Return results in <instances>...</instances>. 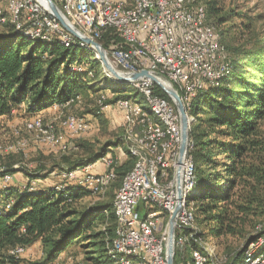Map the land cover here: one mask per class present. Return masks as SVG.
Here are the masks:
<instances>
[{"label":"trees","instance_id":"trees-1","mask_svg":"<svg viewBox=\"0 0 264 264\" xmlns=\"http://www.w3.org/2000/svg\"><path fill=\"white\" fill-rule=\"evenodd\" d=\"M199 1L206 22L216 28L230 67L224 77L204 87L187 107L192 122L186 161L192 165L195 179L190 202L195 224L201 229V232L197 229L203 240L200 242H205L209 234L215 245L226 253L222 264H242L247 244L264 239V229L252 233L264 216V43L257 32L251 34L249 23L244 24L239 35L235 32L230 35L233 21L244 15L224 9L219 0ZM53 2L61 8L60 0ZM6 25L8 30L0 33V117H10L12 111L21 106L27 114L35 115L52 105L63 107L77 98L97 93L92 78L103 76L102 66L96 57H90L93 52L84 44L74 42L65 46L55 34L50 36L52 40H30L10 23ZM94 41L108 55L112 49L125 48L120 35L108 25L104 31L97 32ZM105 89H110L113 95L109 99L99 97H103L101 108L122 100L136 104L145 101L132 85L112 81L106 82ZM154 92L171 103L159 87L155 86ZM101 108L95 106L92 111L104 125ZM120 143V135L117 141L106 142L98 150L82 142L79 147L85 149L87 155L62 156L66 164L63 169L79 172L104 159L110 147ZM122 147L127 154V146ZM136 165L137 159L130 154L122 164L112 160L107 171L115 174L110 184H116L113 197L123 177ZM16 171L13 167L0 170V178L12 176ZM25 175L28 182L37 178V175ZM63 182L59 190L55 186L35 192L9 186L1 188L0 264L20 263L18 255L11 252L19 248L25 250L37 241L42 248L40 264H53L60 253L74 244L92 248L86 253L92 255L88 259L96 264H115L109 253L116 223L112 200L77 208L79 199L95 194L81 184ZM9 200L12 207L6 210L4 203ZM174 264H179L177 252Z\"/></svg>","mask_w":264,"mask_h":264},{"label":"built area","instance_id":"built-area-1","mask_svg":"<svg viewBox=\"0 0 264 264\" xmlns=\"http://www.w3.org/2000/svg\"><path fill=\"white\" fill-rule=\"evenodd\" d=\"M60 2L61 8L59 9L67 20L68 15L64 14V7H71L72 12L81 13L84 23L88 19H96L97 32L104 31L106 24H114V30L120 35L125 45L124 49L110 50V56H108V61L118 72L131 74L147 71L169 87H171L170 75L179 74L187 85V100L190 99L191 89L194 86H201V78H208V83L212 86V74H214L212 63L218 61L215 38L208 35V28H212L208 22L207 28H203L204 36L195 35L196 6H192V16H185L186 4L184 0H149L147 9H140V0H60ZM15 8H20V0H15ZM18 30L38 33V40H41V30H48V32L49 30H58L59 38L67 39L68 42H80L61 27L40 0H34L30 12H23V25ZM49 40H52L51 37ZM135 45L143 46V53H148V60H141V53L135 52ZM202 49H210L208 70H201ZM154 65L166 66L169 78H161V75H156ZM136 82L145 92L149 93V99L153 100L158 109L173 119L177 128V138H174L171 145L168 146V152L169 159L178 158L181 134L173 102L170 103L157 96L154 92V87L157 85L149 79L142 78ZM116 108L120 112L122 120L128 124L125 105H119ZM24 122L39 123V118H31ZM69 123L70 131H61V133L69 134V140L78 138L79 131H88L90 128L87 122H80V120H72ZM150 129H154V126L150 125L142 114H137L134 128L135 137L143 138L152 147L153 138H150ZM128 138L123 137L126 142ZM52 147L50 146V148ZM106 161L103 162L104 165ZM185 162L183 161L181 166V187H186L187 181L184 176ZM168 163L169 160L161 164H146L141 159L140 175L133 180V185L124 187L120 193L123 220L119 223L117 232L119 234V249L141 253L151 264H159V240H152L139 234L138 215L148 206V197H157L169 202L174 211L177 204L176 185L164 187L163 183H151V172L161 170V175H163V167ZM91 172L82 173L78 177L61 179L62 181L56 185L61 186L63 181H72L74 185L88 182ZM100 174L104 175V172ZM12 181L13 176L12 179H2L0 184ZM26 183L23 184L25 190L37 187V183ZM179 226H184V224L181 223L180 216H177L174 230V255L177 252L179 260H182L183 245L193 241V235L190 231L188 234H179ZM122 231H129V239H122ZM20 255L18 254V258Z\"/></svg>","mask_w":264,"mask_h":264},{"label":"bare ground","instance_id":"bare-ground-1","mask_svg":"<svg viewBox=\"0 0 264 264\" xmlns=\"http://www.w3.org/2000/svg\"><path fill=\"white\" fill-rule=\"evenodd\" d=\"M185 1V16H192V6H196V18H197V27H195V35L204 36V29L207 28L206 22V14L202 7L199 6V0H184ZM43 2V0H41ZM0 3L5 4L7 15L1 18V21L6 23L10 22L13 25L14 30L22 33L25 37L30 40H37L38 33L28 32V30H18L21 25H23V12H30L34 0H20V8H15V0H0ZM149 6V0H140V9H147ZM64 14L68 15L69 22L76 28L81 31L84 35L94 41V38L97 37L96 32V19H88L86 23L82 22L81 13L72 12L71 7H64ZM114 29V24H106ZM211 25V24H209ZM212 28H208V35L214 36L215 45L217 51V59L218 61H213L212 63V84L217 80L224 77V75L229 70L230 64L227 58L226 53L222 49L220 42L218 41V36L216 33V28L211 25ZM52 34H55L60 43L65 46H70L74 42H68L67 39L59 38L58 30H41L40 39H48ZM92 34V35H91ZM96 42V41H95ZM83 44L82 42H80ZM85 45V44H84ZM86 46V45H85ZM135 52L141 53V60H148V53H143L142 45H135ZM106 57L108 59V54L106 52ZM209 57H210V49H202V62H201V70L209 69ZM79 70V69H77ZM104 72V71H103ZM154 72L156 75H161L163 78H169V71H166V66L163 65H154ZM105 74V72H104ZM170 83L173 84L176 88L175 92L179 95L183 106L185 107L187 113V107L190 104V101L201 92L204 87L210 85L208 83V78H201V86H194V88L190 91V99L187 100V85L186 82L182 81V78L179 74L170 75ZM137 92L143 96L145 102L149 104V109L144 110L140 104L131 103V101H118L115 106L125 105L127 117L130 120L128 130L125 128V132L121 136L122 142L127 146L128 153L130 156L137 159L136 167L127 173L121 183L120 186L115 193L112 205L115 212L116 223H115V231L114 237L112 238L110 246V258L115 260V264H151L149 260L143 257L141 253L135 252H127L121 251L119 249V234L118 226L119 223L123 220V205H120V193L124 187H128V185H133V180L138 177L141 173V159L146 164H161L162 162H168V165H164L163 167V175H161V170H153L151 172V183H163L164 187H172V185H176V170L178 167L177 159L178 158H170L168 146L171 145L174 138H177V128L175 127V123L173 119L167 117L163 111L158 109L153 103V100L149 99V93L145 92L139 83L136 81L131 84ZM173 88V87H171ZM103 97L100 99L98 103H101ZM77 103H80V99L77 98ZM72 105V102L66 103L62 108H66ZM101 108V107H100ZM105 107L101 108L103 110ZM176 110V108H175ZM177 111V110H176ZM137 114H142L144 119L148 120L150 125L154 126V129H150V138H153V146L151 147L148 143L139 137H135V121H137ZM189 116V115H188ZM177 117L179 119L178 113ZM190 117V116H189ZM79 120L74 115H67L63 122L62 126L66 131H70V123L69 121ZM32 127L37 129L43 136H47L51 139L55 138V131L53 128L43 126L40 122L35 123ZM80 132V131H79ZM123 137H129L126 142ZM24 145V143H23ZM22 145V146H23ZM21 147V146H20ZM18 148V147H17ZM15 148L6 149L7 151H11ZM188 149V146H187ZM14 151V150H13ZM18 151V150H17ZM187 153V151H186ZM184 161H186V154L184 156ZM107 166L110 168L112 165V161L108 159L106 161ZM62 179L76 177L75 171H63L60 173ZM184 176L186 181V187H181L182 199L180 202V210L177 216H180V221L184 226H179V234H188V231L193 235V241H189V245L191 243H196L201 247L202 251H198L193 247L192 249V258L194 264H209V259L213 258V248L207 246L206 242H200L199 233L196 229H194V210L193 205L190 202V198L194 195V175L193 168L190 163L185 162L184 166ZM91 183L92 191H97L94 193H100L106 190L110 184L115 180V174L110 170L104 175H95L90 176L88 178ZM32 183H35L32 181ZM7 187L4 186L3 189ZM177 195V192H176ZM8 202V201H7ZM7 209L10 210L12 207V201L7 203ZM173 208L169 202L163 201L157 197H148V206L144 211L140 212L138 215V232L140 235H144L149 237L152 240H159V264H166V241H167V229L165 225L164 218L168 215L172 214ZM171 216V215H170ZM170 218V217H169ZM169 221V220H168ZM198 236V238H197ZM122 239H129V231H122ZM199 240V242L197 241ZM250 246L246 247V250L243 254V263L242 264H264V239L258 238L255 243H250ZM215 248V247H214ZM184 250V249H183ZM17 253H13V252ZM12 251V255H18L22 252V249H17ZM183 255V253H182ZM220 263V262H218Z\"/></svg>","mask_w":264,"mask_h":264},{"label":"rangeland","instance_id":"rangeland-1","mask_svg":"<svg viewBox=\"0 0 264 264\" xmlns=\"http://www.w3.org/2000/svg\"><path fill=\"white\" fill-rule=\"evenodd\" d=\"M219 2L221 6L224 7V9L235 10L236 12H239L240 14L244 15L241 19H235L233 21L232 26L234 25V27L232 28V30H230L231 31L230 35L234 32L235 34L239 35V32L244 30V24L249 23L252 26L251 34L252 32H257L258 35L260 36V40H262V42L264 43V0H219ZM6 15H7V11L5 4L0 3V33L6 32L8 30V26L6 25V23H10V22L4 23L1 21V18ZM242 39L244 40L245 38ZM90 55L91 58L96 57L95 52L91 53ZM108 56H110V54ZM92 80H94L95 82L94 85L97 89L96 91L97 93H95V95L92 94L91 96L90 94L88 98L82 96V98H80V103H77L76 102L77 99H76L75 102H72V105H70L69 107L66 108L61 107V109L57 108L56 113L53 114L52 116L39 118V122L43 126H46V128L50 127L54 129L55 131L54 139H51L47 136H43L37 129L32 127L35 124L34 122H24L28 120V118L21 112L18 113L14 112L10 117H0V170L1 171L7 169L10 170L13 167L14 170L20 171V173H22L24 176H26L25 174L37 175V178L34 179L35 181L33 180L35 183H37V187L35 189H31L32 190L31 192L37 191L38 189H40V185L43 184H48L52 188L55 186L56 189L59 190L63 187V185L61 186L56 185L60 183L58 182L59 179L57 175L59 171H55L54 175H49L48 173L52 168H54L55 166L54 164H57L58 162H60V160H62L61 158L62 156L83 157L87 154L85 149H83L81 146L79 147L80 143L89 141L90 143L88 142L87 143L92 148H94V150H98L99 146L109 141H113V142L117 141L119 135L122 136L124 133H126L125 128L128 130L129 125L125 124V120H123L122 122V119H120L121 118V115L119 114L120 112L117 110L114 103L108 104V106L103 110L99 109L100 110L99 112L101 113V119L103 120L104 125H101L100 121L97 122L94 121L96 117L92 110L95 106H98L100 108V103L98 102L101 98L99 97L103 95L105 98L107 96L108 99L112 98L113 94L111 93V90L110 89L104 90V88L106 82H109L110 84V82H112L113 80L110 79L106 73L104 74V72L102 77H98L97 79L92 78ZM140 105L144 110L149 109V104L145 101L142 102V104ZM67 115L68 116L74 115L77 118H79L80 122H87L90 126L89 130L80 131L78 132V138H70L69 140V134L61 133V131H66L65 128L62 126V122ZM80 117L83 119H81ZM128 123H130L129 119H128ZM63 135L67 137L66 141H62L61 136ZM45 140H46V145H45ZM20 141H22V143H20ZM50 146L53 147L50 148ZM9 148H15V149H12L11 151H7L6 149ZM68 150L70 151L67 152ZM112 156L113 159L111 158ZM124 156H125L124 149L118 147L113 151L112 154H109L106 157H110L114 163H119L121 159L124 160ZM104 159L106 160L108 158H104ZM90 176L92 175H89L88 178ZM18 178H20L19 175ZM2 179H11V177L7 175ZM39 179L40 181H38ZM44 179L47 180L44 181ZM0 182H1V178H0ZM69 183L74 184L72 181H70ZM87 183L88 182H80L76 184L85 185ZM62 184H64V182ZM3 185L6 187L9 186L10 188L13 189H19L24 186L21 185L18 187H13L12 182H10L9 185L8 183L0 184V191ZM115 188H116V184L114 183L110 185L103 192L94 193L97 192L94 191L93 193L95 195L89 193L76 202V207L87 208L91 206H96L97 204L111 202V200L113 199V193ZM9 202H11V200L4 203L5 209L8 208L7 203ZM170 215L164 218L166 229ZM257 225L259 226L258 229L256 231L253 230L252 233L260 232L262 229H264V216L263 219L260 221V223H257ZM194 229L196 230L198 229L201 232L200 227L197 224H195V222H194ZM199 239L202 240L200 235H199ZM204 240L207 246L210 245L209 247L213 248L214 250L212 255L214 259L212 258L209 259V264H222L226 260V253L215 245L209 234H206ZM197 241L199 242V240ZM232 242H234V244L236 243V241H232ZM188 246H189V242L183 245L182 257L184 258L186 254L187 257L184 258V260L183 259L179 260L178 258L179 264H181V262L185 264V262L187 261L191 263V260L193 262V258H192L193 246L190 245L189 249H187L186 247ZM249 246L250 245H248V247ZM91 249L92 248H84L81 246V244H76V245L74 244L69 249H67L66 253H64V256L60 260L55 261L53 264H96L94 261L88 259V257L92 255H87L86 253V251ZM195 249L203 252L200 246H195ZM19 254H21L18 259L20 263L17 264H40L43 259V257L40 256V247L38 245L35 247L34 246L27 247L25 248V252L23 250ZM6 264H12V263H6Z\"/></svg>","mask_w":264,"mask_h":264},{"label":"water","instance_id":"water-1","mask_svg":"<svg viewBox=\"0 0 264 264\" xmlns=\"http://www.w3.org/2000/svg\"><path fill=\"white\" fill-rule=\"evenodd\" d=\"M43 3L48 8L51 15L56 19V21L59 22V24L65 31L73 35V37H75L78 41L85 44L89 50L95 52L96 59L101 63L103 71L107 74V76L110 79H112L114 82L125 85H131L135 81L142 78L149 79L154 84H156L173 102L179 116L181 140H180L179 154L177 159L178 167L176 170L177 204L168 221L167 241H166V264H174V230L176 225V218L180 210V202L182 199L181 166L183 164L184 156L187 151L188 132H189V126L192 122V118L189 117L188 114L186 113L185 107L183 106L179 95L175 92L173 88L165 85L156 76L150 74L147 71H141L131 74H122L118 72L108 61L106 57V51L102 48V46L99 43L88 38L76 27H74L63 15V13L59 9V7L53 2V0H43ZM249 244H247V246Z\"/></svg>","mask_w":264,"mask_h":264},{"label":"crops","instance_id":"crops-1","mask_svg":"<svg viewBox=\"0 0 264 264\" xmlns=\"http://www.w3.org/2000/svg\"><path fill=\"white\" fill-rule=\"evenodd\" d=\"M108 97V96H107ZM57 108L58 109H61V107H58V106H51V107H49V108H47V109H45V110H42L41 112H39L38 114H35V115H29V114H27L26 112H25V110H24V106H21V107H19L18 109H16V110H14V112H21V113H23L25 116H27V118L28 119H31V118H35V117H38V118H45L46 116L48 117V116H52L53 114H55L56 113V111H57ZM13 112V113H14ZM120 114V113H119ZM121 115V114H120ZM49 118H51V117H49ZM120 119H122V116H121V118ZM94 121L95 122H97L98 120L95 118L94 119ZM122 122H123V120H122ZM98 125V124H97ZM61 139H62V141H66L67 140V137L65 136V135H63V136H61ZM87 141V140H86ZM88 143H90L89 141H87ZM122 146H124L125 147V145H124V143L122 142V140H121V143L117 146V147H110V151L108 152V154L107 155H109V154H112L113 153V151L116 149V148H118V147H121V148H123ZM127 155L129 156V154H128V152H127V154L125 153V156H124V160L123 159H121L120 160V162L118 163V164H122L123 162H125V160L127 159ZM62 156V155H61ZM65 157H67V156H65ZM71 157H74V156H71ZM105 158H108L109 159V157H105ZM108 159H106V160H108ZM104 160L105 159H101V160H99V161H97L96 163H94V164H92L91 166H89V167H87V168H84V169H81L79 172H76V177H77V174L78 175H81L82 173H87V172H90V171H92L91 172V174H89V175H92V176H95V175H100V173H102V172H104V173H106V172H108L107 171V169H109V167L107 166V163H105V165L103 164V163H101V162H104ZM105 160V161H106ZM55 166H54V168H52V172H51V170H50V172L48 173L49 175H54V173H55V171H59L58 172V182H61L62 180H61V177L59 176V174L60 173H62L63 171H66V169H63V167H65L66 166V164L65 163H63L62 162V160H60V162H58L57 164H54ZM57 165V166H56ZM82 171V172H81ZM18 175L20 176V178H18ZM13 181H12V186L13 187H18V186H21V185H23L25 182H27V177L26 176H24L22 173H20V171H16L15 173H13ZM12 176H10L11 177V179H12ZM45 180H47V179H44V181ZM1 181H2V179H1ZM14 181H15V183H14ZM35 181V180H34ZM38 181H40V179L38 180ZM8 185H9V183H8ZM82 185H84V184H82ZM4 186V185H3ZM3 186H2V188H3ZM51 186H49L48 184H43V185H40V189H38L39 191H44V190H46L47 188H50ZM83 187H85V188H87V189H89V190H91V183L89 182V180H88V183L87 184H85ZM24 188V186L22 187V188H20V189H23ZM113 200V199H112ZM39 246L40 247V256H42V248H41V244H40V242L39 241H37V242H35V243H33L31 246ZM30 246V247H31ZM64 253H66V251H64V252H62V253H60V255L58 256V258H57V260H60L63 256H64ZM56 260V261H57Z\"/></svg>","mask_w":264,"mask_h":264}]
</instances>
